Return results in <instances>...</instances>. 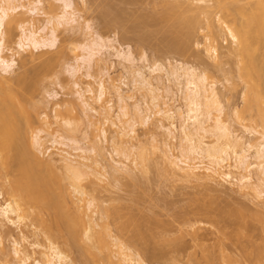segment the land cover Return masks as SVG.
<instances>
[{"label": "rangeland", "instance_id": "1", "mask_svg": "<svg viewBox=\"0 0 264 264\" xmlns=\"http://www.w3.org/2000/svg\"><path fill=\"white\" fill-rule=\"evenodd\" d=\"M34 1L38 0H13V6L23 7H18L7 20L0 63L1 57L10 58L18 53L23 30L33 29V23L34 30H41L48 43L55 38L56 41L54 45L37 49L26 46L25 51L14 57L17 63L9 73L0 65V75L26 81V104H30L33 124L25 128L31 135L42 136L45 149H49H44L47 151L44 156L40 154L49 164L45 167L43 163L40 169V164L37 166L42 179L48 177L46 182L54 181V185L61 179L70 186L73 173L60 161L59 149L76 155L81 164L93 165L89 170L83 166L87 172L77 165L79 172L82 171L79 181L87 195L74 199L80 200H76L80 217L87 220L86 209L94 215L93 221L99 223L96 231L104 230L100 225L109 222L108 232L103 233L110 245L107 250L102 249L104 253L100 252L101 256H108V262L101 260L97 264H119L123 259L120 247L130 250L135 260L139 256L137 261L141 259L144 264H264V198L257 199L252 192L239 193L216 175L212 178L203 175V178L199 172L201 178L191 174L193 165L201 166V161L208 166L212 163L190 153L191 143H184L181 128L187 107L183 96L188 88L186 78L179 76L183 72L180 69L186 68L204 77L205 88L215 87L222 93L223 121L239 138L243 136L244 141L250 139L257 144L261 135L250 138L246 130L262 133L263 129L258 125L259 129L253 128L256 126L253 124H259L255 121L256 115L251 114L254 111L249 112L254 118L247 117L245 95L258 84L264 90V44L255 54L260 76L256 71L252 82L257 85L253 87L251 80H245L238 69L242 61L230 52L234 43L225 31V24L216 13L198 10L201 5L211 6L212 0L205 3L199 0H83L84 3L73 0L80 17L78 22L63 23L53 33L51 29L63 12L61 3L43 0L45 13L33 15L29 10ZM226 1L235 4V0ZM254 2L240 0L238 3ZM170 9L176 10L173 12L176 19L173 14L172 21L161 18ZM237 14L229 16L230 27L236 22L240 26L242 15ZM186 19L191 22L187 24ZM208 25H212V30ZM210 33L215 35L212 40H217L216 43L212 42ZM205 42L216 44L218 54L208 52ZM90 49L96 53L91 55ZM176 70L177 76L171 74ZM102 80L108 92L100 99L98 88ZM115 84L121 89L122 101L111 89ZM107 110L111 120L106 118ZM166 110H172L171 117ZM211 113L212 117L219 115L214 108ZM189 124L195 142L201 136L197 125L192 121ZM55 139L67 146L54 144ZM206 139L207 143L211 142ZM142 155L146 163L140 162ZM13 169L10 171L14 174H7L9 177L0 173V209L16 198L6 192L8 182L20 174ZM35 206L25 213L21 225L13 224L0 210V240L4 248L0 251V264H19V258L25 256L29 257L25 264L42 262L43 253L51 254L49 247L53 241L66 256L64 264H95L80 252L81 243L76 250L68 249L62 244L64 239L60 233L50 241L46 224L45 227L38 222L45 215L39 217ZM101 207L108 208L111 216L104 222L99 214ZM79 229L83 235V228ZM16 249L21 251L20 257L15 255Z\"/></svg>", "mask_w": 264, "mask_h": 264}, {"label": "bare ground", "instance_id": "2", "mask_svg": "<svg viewBox=\"0 0 264 264\" xmlns=\"http://www.w3.org/2000/svg\"><path fill=\"white\" fill-rule=\"evenodd\" d=\"M56 1L61 3L63 12H62V15L59 16V18L57 19L58 23H55L53 26V29H51V31L53 30L52 33L58 30L61 24L78 22L80 18L78 16L77 5L75 6L76 3L73 0H56ZM128 1L130 2V0ZM199 1H203L205 3V0H199ZM239 1L240 0H235V4H231V3H228L226 0H212L213 4L211 6L205 7V5H201V6H198V10L199 12L201 11L202 13L203 12L204 13L208 12L210 14L216 13V15L219 16V20L222 22V24L223 25L225 24L224 25L226 29L225 31L232 38L233 43H234V47L230 50V52L236 55V57H238L237 59H239L240 62L242 61L241 62L242 65H240L241 67L238 69H240L241 75L244 77V79L246 78L248 80H251V83L253 84V87H254L257 85V84L255 85L252 82V80H254L252 78H254V74H256V71H257L256 70L257 61L255 58V54L256 52L260 50V48L264 44V0H256V2L249 3L248 5L239 4L238 3ZM84 2L86 1L84 0ZM13 5H14L13 0L12 1L11 0H1V5H0V52H3V45L5 42V35H6L5 27H6V23L9 22L7 20L12 17V14L16 12L18 7H23V5H20V6H16V5L13 6ZM31 5L32 7L29 10L30 14L40 15L41 12L42 13L44 12L43 0L34 1L32 2ZM175 11L176 10L170 9L164 12L161 18H164L167 20V18L169 19L171 15L173 14V12L175 13ZM235 13L236 14L238 13L237 15L239 14L242 15L241 16L242 20L240 22L241 24L239 26L236 22L234 23L232 27H230L227 23L228 18L229 16L234 15ZM176 14H177V19H178L179 18L178 13ZM173 16L175 17L176 15L173 14ZM173 19H171L170 21H172ZM191 19L193 20V18ZM209 19H211L210 16H209ZM189 20L186 19L187 22ZM51 21L52 20L50 19V22ZM189 22H191V20ZM189 22L187 24H189ZM33 24H32L33 29L30 28L27 30L26 29L23 30L22 37L20 41L18 42V47L20 48V50H18L17 54L19 55L21 51H25L26 50L25 48L29 46H32L37 49V48L46 47L48 45H54L56 41V38L52 39L49 41L50 43L49 44L48 40L44 39V37L41 35V30L40 31L34 30L35 26ZM208 24H210V22ZM189 26H191V23ZM211 26L208 25V27H210V29L212 30ZM211 33H213V31ZM211 35H212V38L209 36L208 37L211 38L212 40L213 36L215 35L214 34H211ZM213 40L212 42L216 43L217 40L216 41H213ZM212 42H205L204 48L208 52L211 51L214 55H217L218 46ZM90 51H91V55H94V53H96L95 49H92V50L90 49ZM17 54L16 53L13 54L10 58L1 57L0 65L2 66L3 71L5 73H9L12 70L13 66L17 63L14 58L17 56ZM88 61H91V60L88 59ZM88 61L87 63L91 65V63ZM158 67L159 65H156V68ZM158 69H161V68L159 67ZM180 70L181 72L183 70V72L182 73L180 72L181 74L179 76L186 78V82H187L186 87L188 88L187 92L185 93V96H183L184 99L182 98L183 100L186 101L187 115L184 118V122L181 128L184 133L183 136L186 139V140L184 139L185 140L184 143L186 141H188V144L191 143V146L189 145L190 151L187 148L186 149L190 153H196L201 158L207 159L210 161V163H212L208 166V165H205L201 161L200 163L201 166L193 165L190 169L192 170L191 174H193L194 176L196 175L195 177H199L200 176L199 174L201 173L202 177L204 175L205 178H212L216 175L220 177L224 182L229 184V186L233 187L234 189H237L239 193L243 192V193L249 194L252 192L254 193L257 199H263L264 198V186H263L264 184H260V183H264V131H263L264 130V90L261 87H259V84H258L256 86L257 88L256 87H255L256 89L254 88L255 89L254 91L247 90L248 92L245 95V101H246L245 105L246 106L245 105L244 106L246 110H248L249 115L248 116L246 115L247 113L245 110L243 114H245L247 117H249L251 114L256 115L254 116L256 118L255 121L258 120L256 122H259V124H253L252 126L256 125L255 127H253V128H256L258 125V127H261L260 129H263L262 133L261 131L258 132V130H255V129L250 130L248 128L246 130V133L250 136V138H254L258 134L261 135L260 136L262 137L260 139L261 141H259V143L256 144L257 141L255 143H252L250 139L249 140L246 139L247 141H244L246 137L244 138L243 136H241L239 138L236 132L232 131L231 127H229V125H227V123L223 121L222 119V116H223L222 101L223 100H222V96H220V94L222 93L219 94L218 91L215 90V87L214 88L212 87L211 90H209V88L207 87L205 88V86L202 83V81H204L202 80L204 77L201 78L202 77L201 75L198 76L195 70H190V69L186 70V68H182ZM171 74H176L175 76H177L179 72H177L176 70L175 72ZM257 74H259L260 76V72H258ZM258 79L259 78H257V80ZM25 83L26 81L24 82L22 78L21 79L20 78H16V79L6 78L0 75V173L3 176L5 175L6 177L10 174L13 175L14 174L13 171H10V170H14L13 168L17 170L14 172L19 171L20 173V174L18 173L20 177L18 175V177H14V179L8 182L6 192L16 198L15 200L11 199L10 201H7V203L5 204V207L3 208L1 207L0 210L2 211V215H4L13 224L21 225V222H23V220L25 221L24 218L26 217V214L29 213L28 210L33 205H36L34 208L35 210L39 209L38 212L40 213H38L36 210L39 217H40V214H42V216L45 215L44 218L42 217L39 219L38 215L37 217L39 219L38 222H42L43 224V225L40 224L41 226H45L44 224H46L48 228V232L50 234V238H49L50 241H52L51 239L55 240L57 237V234L60 233L61 238L64 239L62 241V244L64 243L63 245L67 246L68 249L69 248L75 249V247L78 246V243L79 244L81 243L82 245L81 244L80 245L82 247L79 245V248H81L79 250H82V251L80 252H83L88 257H90L95 264L101 262V260L108 262L107 260L108 256L107 255L101 256L100 252L104 253L105 250L103 251L102 249L105 248L107 250V248L109 247L108 245H110L108 243V240L106 239V235H104L103 233L104 230L106 232V229L110 228L108 224L109 222L107 220L110 216V212L108 211L109 209L105 207L99 208L100 210L99 214H102L101 218L103 222L107 220V222L106 221L104 222L105 225L100 223L101 229H104V230H101L103 234L101 233V231L95 230L96 224L98 222L95 223L93 221L94 215L92 216V213H90L91 215L87 213L88 211L86 210L88 209H86L84 212V214L86 213L87 215V220L83 217H80V213L76 212V208L78 207L76 206L77 205L76 200L78 201L79 199H81V196L84 197V195H87L85 188L81 185V182L79 181L82 171L80 170L81 173L79 172L77 165H80V167L83 168V170L86 172L87 170H85L84 167L85 168L88 167L87 169L89 170L90 168L93 167V165L91 166L90 164V166H88L89 164L88 165L81 164L80 162L76 160V157H77L76 155L68 151H65L63 149H59L61 151L59 154L61 156L60 161H62L65 168L71 171V173H73L72 175H74V176L71 175L72 177L70 176V179H69L71 182V183L69 182L70 186H67V184H63L61 179H60L61 182L59 180V183L57 182L58 184L56 185H54L56 183V182L54 183V181L53 182L49 181V183L46 182L48 177L47 179H44V178H43L44 180L42 179L43 174L41 176V174L37 171L41 167H44L46 163L49 164V162H46L48 160H44L43 157L42 158L40 157V154L45 155V153L47 152V151H44V149L46 148L45 147L46 141L38 133L33 134V135L29 134L27 132V129L25 128L26 126L29 127V126H32L33 124V119L31 118L32 116L30 115L29 109H28L30 104L29 105L26 104L28 103L27 98H26L28 94V86ZM112 87L111 89L113 90L114 93H116L115 96H119L122 101L124 98L122 96L123 94H121L120 92L121 90L120 87L116 86V84L113 85ZM98 89H99L98 90L99 98L101 99L108 92L107 85L103 80L102 82L99 83ZM88 91L92 92V89ZM119 97L117 98L119 99ZM211 108L216 109L219 115H215L212 117ZM252 111L254 112L251 113ZM171 112L172 110H166V114L169 117H171ZM106 113H107V117L106 116L105 117L108 120H111L109 119V117L111 116L110 112L107 110ZM124 115H127V114H124ZM254 117L252 116V118ZM24 119L26 121H24ZM190 121H192L193 124L197 125L198 135L201 136L199 137L197 135L199 138L197 137L198 140L195 142H193V135L191 132L192 129L190 128L191 125L189 124ZM249 127L251 128V126ZM206 138H209L211 142L207 143L206 140L208 139ZM73 143L77 144V141H73ZM54 144H60V145L67 146L66 143L64 144L62 142L57 141L56 139L54 140ZM78 148H74V150H79L80 148L79 149ZM45 150H49V149H45ZM141 157L142 159L141 158L140 159L142 161L140 162L146 163V162H143L147 160L146 157L145 159L143 155ZM249 157H251L253 160ZM7 159L9 161H7ZM216 159H217V162H215ZM231 160L233 164L230 162ZM12 161H14L15 163ZM51 161L50 163H52ZM8 162L12 163L10 167L11 166L13 167V164L15 167L13 168L11 167L12 168L11 169L9 167ZM43 163H44V166H42ZM37 166L39 167L38 170H37ZM123 169L121 170V168H119L120 171H123ZM196 171H198V173ZM9 172H12V173H9ZM93 173L97 174L96 171L95 172L93 171ZM94 176L97 177V175H94ZM201 178L200 180H202ZM255 178L260 183H258ZM54 179L55 181L57 180L55 177ZM62 179H65V178H62ZM99 179H101V177ZM260 185H261V188H260ZM78 195L80 196L78 197L79 199H74V198H77L76 196ZM92 205H90L89 207L90 209L94 206ZM85 207L87 208V206ZM78 209L79 208H77V211L80 212ZM95 211L97 212V209H95ZM84 214L83 215L81 214V216H84ZM229 224H231V221L229 222ZM97 226H99V223ZM80 227L83 228V231H84L83 235L79 233ZM108 234L110 235V233ZM53 242H50L52 246L50 245L49 247V251L51 252V254L45 252L47 253L46 255L45 253H43V255H45L44 256L45 260H43L42 262L39 261L37 262V264H64V262L66 261V256L65 254H63V252L59 249L58 246L54 245ZM1 245H2V242L0 240V251L3 252L4 248L1 247ZM120 248L118 249L119 251H121L123 259H120V262H118L119 264H123V262L125 263L129 262L130 264H144L141 259H140L141 261L140 260L137 261L139 256L136 258L137 260H135L133 255L130 254V250H128L129 251L128 252V251H125L127 248L125 250H123L122 247ZM100 249L102 251H100ZM183 252H185V250ZM20 253H21L20 250L18 249L15 250L16 256L19 255L20 257ZM105 257H106V260H105ZM28 259H29L28 256H25V258L23 257L19 258V264H25ZM111 260H112V257L109 261Z\"/></svg>", "mask_w": 264, "mask_h": 264}]
</instances>
